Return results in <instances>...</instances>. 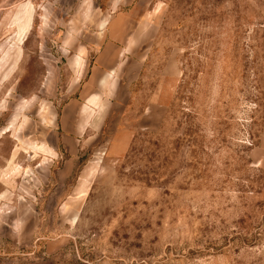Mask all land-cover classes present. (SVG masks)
Masks as SVG:
<instances>
[{
  "label": "rangeland",
  "instance_id": "374dc122",
  "mask_svg": "<svg viewBox=\"0 0 264 264\" xmlns=\"http://www.w3.org/2000/svg\"><path fill=\"white\" fill-rule=\"evenodd\" d=\"M104 35L148 57L58 173ZM0 264H264V0H0Z\"/></svg>",
  "mask_w": 264,
  "mask_h": 264
},
{
  "label": "crops",
  "instance_id": "0c3cea01",
  "mask_svg": "<svg viewBox=\"0 0 264 264\" xmlns=\"http://www.w3.org/2000/svg\"><path fill=\"white\" fill-rule=\"evenodd\" d=\"M126 38L128 41L114 40L106 35L99 36L97 42L100 48L90 64L88 81L92 78V82L101 89L90 87L87 82L79 92V98L85 96L83 99L71 98L61 107L56 119L58 134L59 138L68 144L65 151L69 154L66 167L58 173L66 171V174H70L73 171L74 160L81 155L75 145H80L82 140L99 136L97 132L103 129L113 104L112 97L108 93L106 95V92L111 84L120 80V70L121 75L129 76V83L138 81L148 57L146 41L144 38L141 41L138 35L137 44L132 42L136 41V36L129 38L128 35Z\"/></svg>",
  "mask_w": 264,
  "mask_h": 264
},
{
  "label": "bare ground",
  "instance_id": "6f19581e",
  "mask_svg": "<svg viewBox=\"0 0 264 264\" xmlns=\"http://www.w3.org/2000/svg\"><path fill=\"white\" fill-rule=\"evenodd\" d=\"M78 59V58H77ZM79 60V59H78Z\"/></svg>",
  "mask_w": 264,
  "mask_h": 264
}]
</instances>
